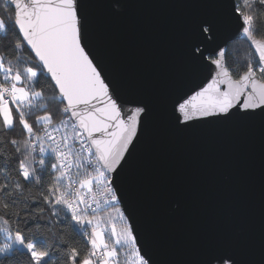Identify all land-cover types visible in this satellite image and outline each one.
<instances>
[{
  "label": "snow or ice",
  "instance_id": "6c2138e0",
  "mask_svg": "<svg viewBox=\"0 0 264 264\" xmlns=\"http://www.w3.org/2000/svg\"><path fill=\"white\" fill-rule=\"evenodd\" d=\"M89 6L4 0L0 8V35L14 36L0 45V264H18L20 256L28 264H155L131 213L119 207L122 174L153 109L112 77L90 33ZM226 18L253 51L242 66H230L227 44L206 45L216 26L193 21L190 57L206 75L173 102L177 131L231 121L264 125V0H228ZM53 104L60 119L49 111ZM17 126L19 135H9ZM77 236L83 248L73 244ZM194 264L244 261L234 248L210 242Z\"/></svg>",
  "mask_w": 264,
  "mask_h": 264
},
{
  "label": "water",
  "instance_id": "95a60500",
  "mask_svg": "<svg viewBox=\"0 0 264 264\" xmlns=\"http://www.w3.org/2000/svg\"><path fill=\"white\" fill-rule=\"evenodd\" d=\"M227 3L89 0L90 33L103 62L128 97L153 109L122 174L120 206L155 264H194L210 242L234 248L244 264H264V125L231 121L177 131L171 123L173 102L206 75L190 57L193 21L216 26L215 36L206 34L209 50L244 40L235 38Z\"/></svg>",
  "mask_w": 264,
  "mask_h": 264
},
{
  "label": "trees",
  "instance_id": "16d2710c",
  "mask_svg": "<svg viewBox=\"0 0 264 264\" xmlns=\"http://www.w3.org/2000/svg\"><path fill=\"white\" fill-rule=\"evenodd\" d=\"M3 3H4V0H0V8H2ZM0 14H2V13H0ZM262 19H264V18H262ZM258 28L260 30V34L264 35V23L258 24ZM257 37L260 38V35H258ZM13 40H14V36H13L12 31H9L6 37L3 35H0V45L7 44ZM228 50L229 51L227 54V62L229 63L230 66H236L233 64V61H239L240 65L242 66V64L245 60V57H247L250 54V52L253 51L252 49H250L249 44L247 42H245L244 40H236L234 42H231L228 46ZM23 55L25 56V59L28 58L27 52H25ZM43 86L46 90V94L51 96L53 93H52V89L48 85V83L43 82ZM56 110H57V105H55V104L50 105L49 111L53 112L56 115V119H60L61 117L59 116V114L57 113ZM19 133H20V128H19V126H17L16 131L10 133L9 135L17 136V135H19ZM119 207H121V206L119 205ZM63 230H64L65 236L67 238V235L70 233V229L67 227H64ZM53 231H55V229H53ZM73 244L80 247V248H83L85 246L84 242H82L80 237H78V236L74 238ZM18 264H28L27 256H20L19 260H18Z\"/></svg>",
  "mask_w": 264,
  "mask_h": 264
}]
</instances>
